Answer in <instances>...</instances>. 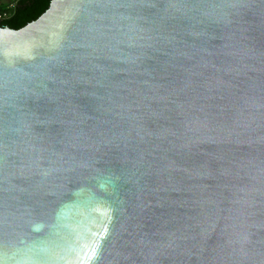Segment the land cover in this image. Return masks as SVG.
Instances as JSON below:
<instances>
[{
	"label": "water",
	"instance_id": "obj_1",
	"mask_svg": "<svg viewBox=\"0 0 264 264\" xmlns=\"http://www.w3.org/2000/svg\"><path fill=\"white\" fill-rule=\"evenodd\" d=\"M0 264H264V0L0 25Z\"/></svg>",
	"mask_w": 264,
	"mask_h": 264
},
{
	"label": "trees",
	"instance_id": "obj_2",
	"mask_svg": "<svg viewBox=\"0 0 264 264\" xmlns=\"http://www.w3.org/2000/svg\"><path fill=\"white\" fill-rule=\"evenodd\" d=\"M51 0H21L11 12V16L0 19L1 26L19 29L37 19L48 7ZM6 10V4L0 3V14Z\"/></svg>",
	"mask_w": 264,
	"mask_h": 264
},
{
	"label": "built area",
	"instance_id": "obj_3",
	"mask_svg": "<svg viewBox=\"0 0 264 264\" xmlns=\"http://www.w3.org/2000/svg\"><path fill=\"white\" fill-rule=\"evenodd\" d=\"M21 0H5L6 10L0 14V19H6L11 16V12L16 8Z\"/></svg>",
	"mask_w": 264,
	"mask_h": 264
},
{
	"label": "rangeland",
	"instance_id": "obj_4",
	"mask_svg": "<svg viewBox=\"0 0 264 264\" xmlns=\"http://www.w3.org/2000/svg\"><path fill=\"white\" fill-rule=\"evenodd\" d=\"M5 2V0H0V3H4Z\"/></svg>",
	"mask_w": 264,
	"mask_h": 264
}]
</instances>
